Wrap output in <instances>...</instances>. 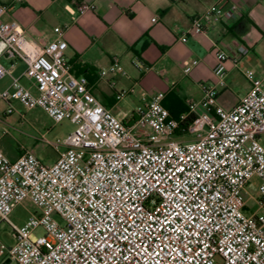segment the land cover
<instances>
[{"label": "built area", "instance_id": "2783aa9c", "mask_svg": "<svg viewBox=\"0 0 264 264\" xmlns=\"http://www.w3.org/2000/svg\"><path fill=\"white\" fill-rule=\"evenodd\" d=\"M10 10L0 3V59L25 63L24 77L37 94L13 79L0 100L42 109L55 125L69 120L77 129L53 146L59 158L50 166L30 151L15 161L0 152V223L11 227L14 239L0 256L11 264H264V79L246 70L250 91L231 110L218 104L217 90L226 63L237 67L249 50L219 52L218 85L204 87L202 100L179 119L157 93L127 120L104 107L88 79L73 72L65 57L68 26L55 28L53 41L36 42L17 21L5 20ZM94 10L78 9L81 15ZM239 12L238 4L218 0L181 42ZM198 64L192 61L184 72ZM120 67L116 57L100 75H116ZM9 74L0 62V80ZM255 177L261 199L251 212L243 194ZM27 201L39 212L18 227L10 216ZM39 228L45 234L36 237Z\"/></svg>", "mask_w": 264, "mask_h": 264}, {"label": "crops", "instance_id": "0c3cea01", "mask_svg": "<svg viewBox=\"0 0 264 264\" xmlns=\"http://www.w3.org/2000/svg\"><path fill=\"white\" fill-rule=\"evenodd\" d=\"M217 1L22 0L17 4L16 0H0V3L11 6L5 20L17 21L30 40L53 41L57 37L54 29L68 26L64 35L68 44L65 57L73 72L88 79L93 94L104 107L130 120L157 93L165 94L163 104L172 117L188 113L190 103L202 100L204 87L218 85L215 69L219 52L231 54L241 47L249 50L237 67L226 63L224 84L217 86L218 104L224 109L239 105L250 91L251 85L244 76L246 70L264 79V0H227V5L240 6L235 19L212 21L205 25L202 34L188 36L186 43L181 42L193 21ZM82 5H93L95 10L81 15L78 9ZM116 57L121 61L119 72L101 77V70L109 68ZM194 60L199 64L186 74L185 67ZM0 62L10 70L6 77L9 84L0 88V93L10 87L13 79H20L37 94L32 82L24 77L25 63L6 58ZM137 63L150 70L136 68ZM121 91L128 94L118 100ZM136 91L142 93L137 96L140 106L134 103ZM11 104L13 108L20 105ZM2 260L0 256V264Z\"/></svg>", "mask_w": 264, "mask_h": 264}, {"label": "rangeland", "instance_id": "374dc122", "mask_svg": "<svg viewBox=\"0 0 264 264\" xmlns=\"http://www.w3.org/2000/svg\"><path fill=\"white\" fill-rule=\"evenodd\" d=\"M9 84V78L0 80V88ZM140 91H136L134 103L136 106L141 104L138 101ZM142 94V93H141ZM0 152L10 160H16L26 151L33 152L38 159L45 165H53L57 162L59 154L54 145H61L77 129V125L69 120L55 125L51 118L42 109L27 111L20 105L17 108L3 100H0ZM7 131L4 134L3 131ZM186 139H192L186 138ZM264 143V134L262 135ZM64 149L61 148L60 151ZM260 180L253 178L247 192L243 194L244 199L248 202L251 212L257 209L255 200L261 199L259 192ZM39 209L31 202L27 201L19 206L10 216V220L18 227L23 226L28 218L37 214ZM59 223H63L60 216L55 215ZM13 232L11 227L6 223H0V250L7 252L14 245ZM45 231L42 228L34 232L36 237L43 236Z\"/></svg>", "mask_w": 264, "mask_h": 264}, {"label": "trees", "instance_id": "16d2710c", "mask_svg": "<svg viewBox=\"0 0 264 264\" xmlns=\"http://www.w3.org/2000/svg\"><path fill=\"white\" fill-rule=\"evenodd\" d=\"M164 106H165V105H164ZM168 111H169V110H168ZM169 112H170V111H169ZM170 115H171V113H170ZM171 117H172V115H171ZM172 118H173V119H179V118H174V117H172ZM194 118H195L194 116L189 117V118L187 119V121L183 124V127H184L185 129H187V128L192 124ZM7 258H8V257H4L3 260H2V262H1V264H3Z\"/></svg>", "mask_w": 264, "mask_h": 264}, {"label": "water", "instance_id": "95a60500", "mask_svg": "<svg viewBox=\"0 0 264 264\" xmlns=\"http://www.w3.org/2000/svg\"><path fill=\"white\" fill-rule=\"evenodd\" d=\"M11 262H12L11 259L7 258L3 264H11Z\"/></svg>", "mask_w": 264, "mask_h": 264}]
</instances>
